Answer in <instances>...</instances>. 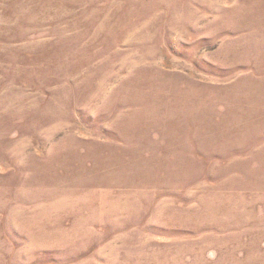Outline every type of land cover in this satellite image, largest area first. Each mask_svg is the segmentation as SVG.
<instances>
[{"label": "rangeland", "instance_id": "rangeland-1", "mask_svg": "<svg viewBox=\"0 0 264 264\" xmlns=\"http://www.w3.org/2000/svg\"><path fill=\"white\" fill-rule=\"evenodd\" d=\"M0 264H264V0H0Z\"/></svg>", "mask_w": 264, "mask_h": 264}]
</instances>
